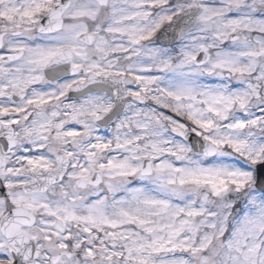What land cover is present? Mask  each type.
Here are the masks:
<instances>
[{"label": "snow or ice", "instance_id": "6c2138e0", "mask_svg": "<svg viewBox=\"0 0 264 264\" xmlns=\"http://www.w3.org/2000/svg\"><path fill=\"white\" fill-rule=\"evenodd\" d=\"M0 264H264V0H0Z\"/></svg>", "mask_w": 264, "mask_h": 264}]
</instances>
